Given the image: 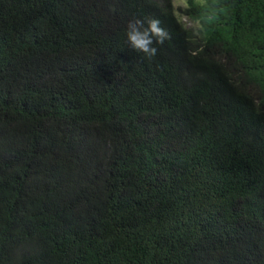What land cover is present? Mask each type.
Listing matches in <instances>:
<instances>
[{
  "label": "trees",
  "instance_id": "trees-1",
  "mask_svg": "<svg viewBox=\"0 0 264 264\" xmlns=\"http://www.w3.org/2000/svg\"><path fill=\"white\" fill-rule=\"evenodd\" d=\"M169 1L0 0V264H264V0Z\"/></svg>",
  "mask_w": 264,
  "mask_h": 264
},
{
  "label": "clouds",
  "instance_id": "clouds-1",
  "mask_svg": "<svg viewBox=\"0 0 264 264\" xmlns=\"http://www.w3.org/2000/svg\"><path fill=\"white\" fill-rule=\"evenodd\" d=\"M188 2L189 0H186L184 3L186 5H182L183 7H176L175 0L168 2L172 7V23L177 30L173 37H171V29L167 25V18L162 15L152 14L141 19L129 21L128 24L124 23L127 25L125 36L127 46L133 51L143 54L144 58L153 59L157 56L159 48H168L173 39H180L189 31L197 34V21L192 20L188 15ZM186 20H190L193 24H188ZM59 39L70 42L66 36H61ZM253 95V89L250 87L246 94L231 100L236 104H248L241 124L259 119L258 115L264 109L262 99Z\"/></svg>",
  "mask_w": 264,
  "mask_h": 264
},
{
  "label": "rangeland",
  "instance_id": "rangeland-1",
  "mask_svg": "<svg viewBox=\"0 0 264 264\" xmlns=\"http://www.w3.org/2000/svg\"><path fill=\"white\" fill-rule=\"evenodd\" d=\"M175 1H176V7H180V6H182V5H183V6L186 5V4L184 5V3H185L186 0H175ZM183 6H182V7H183ZM186 22H187L188 24H190V25L193 24V22H191L190 20H186Z\"/></svg>",
  "mask_w": 264,
  "mask_h": 264
}]
</instances>
